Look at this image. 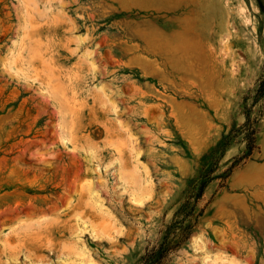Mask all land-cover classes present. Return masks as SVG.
Segmentation results:
<instances>
[{
	"label": "rangeland",
	"instance_id": "374dc122",
	"mask_svg": "<svg viewBox=\"0 0 264 264\" xmlns=\"http://www.w3.org/2000/svg\"><path fill=\"white\" fill-rule=\"evenodd\" d=\"M201 209L167 264H264V0H0V264H141Z\"/></svg>",
	"mask_w": 264,
	"mask_h": 264
},
{
	"label": "trees",
	"instance_id": "16d2710c",
	"mask_svg": "<svg viewBox=\"0 0 264 264\" xmlns=\"http://www.w3.org/2000/svg\"><path fill=\"white\" fill-rule=\"evenodd\" d=\"M250 121V115L247 113L245 125ZM254 133V130L249 132ZM193 211L190 210L185 221H181L179 227H175L172 233L166 234V241H164L159 247L147 251L141 260V264H167L170 260V255L177 250L181 245L190 238L193 233V229L198 223L199 217L202 215L203 209L199 211L197 215H193Z\"/></svg>",
	"mask_w": 264,
	"mask_h": 264
},
{
	"label": "bare ground",
	"instance_id": "6f19581e",
	"mask_svg": "<svg viewBox=\"0 0 264 264\" xmlns=\"http://www.w3.org/2000/svg\"><path fill=\"white\" fill-rule=\"evenodd\" d=\"M148 174V173H147Z\"/></svg>",
	"mask_w": 264,
	"mask_h": 264
}]
</instances>
